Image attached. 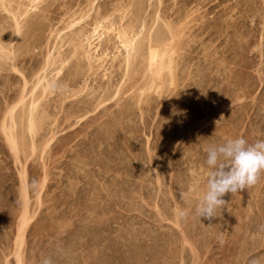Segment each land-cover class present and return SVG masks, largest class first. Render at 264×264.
<instances>
[{
	"label": "rangeland",
	"instance_id": "rangeland-1",
	"mask_svg": "<svg viewBox=\"0 0 264 264\" xmlns=\"http://www.w3.org/2000/svg\"><path fill=\"white\" fill-rule=\"evenodd\" d=\"M16 1L10 11L34 5ZM0 6V41L12 42L19 69L0 68V264H18L19 251L22 264H264V172L221 197L216 217L194 211L212 171L206 149L264 140V0H42L20 17V36ZM99 20L107 28L94 33ZM132 25L141 40L127 63L116 33ZM168 27L175 84L166 73L163 90L140 96L147 44L173 37ZM49 50L50 91L31 96ZM25 81L39 130L29 134L19 105L18 157L2 126Z\"/></svg>",
	"mask_w": 264,
	"mask_h": 264
},
{
	"label": "bare ground",
	"instance_id": "bare-ground-1",
	"mask_svg": "<svg viewBox=\"0 0 264 264\" xmlns=\"http://www.w3.org/2000/svg\"><path fill=\"white\" fill-rule=\"evenodd\" d=\"M6 1V0H5ZM15 0H7L6 1V3L7 4H5V2H4V0H2L1 1V4H2V6H3V9L4 10H7V11H9L11 14L13 13V17H14V19H15V35L16 36H20V34H21V28H22V24H21V22H20V17H24V16H27L28 15V13H29V11H30V9H37L38 8V5H39V3H40V1L42 2V0H31L32 2L31 3H33L34 5L35 4H37V5H33V6H31L30 5V9H29V6H26L25 5V7L23 8V9H21V7L20 6H17V8L19 9H17V8H14V10H9L10 8H8L7 6L8 5H10V7H11V4H13V2H14ZM18 1V0H17ZM16 1V2H17ZM22 1V0H21ZM20 1H18V3H19ZM24 2V1H23ZM90 2H94V1H90ZM25 3V2H24ZM30 3V4H31ZM0 4V5H1ZM17 4V3H16ZM21 4V3H20ZM19 4V5H20ZM23 4V3H22ZM141 4H142V1H141ZM14 5V4H13ZM24 5V4H23ZM91 7H92V5L91 4H89ZM138 6V5H137ZM1 7V6H0ZM137 8H139V9H141L140 7H137ZM30 15V14H29ZM28 15V16H29ZM39 15V14H38ZM34 16V15H33ZM137 19V18H136ZM79 22V21H78ZM136 22H137V20H136ZM34 24V23H33ZM77 24V22H76V20L74 21L73 20V22H71V24L69 25V26H74V25H76ZM104 23H103V21H101V20H99V21H97L96 22V26L94 27V33H96L97 31H98V29H100V28H102V29H105V28H107L105 25H103ZM133 24H135V23H133ZM137 24V23H136ZM105 26V27H104ZM133 26L134 25H132V26H130V27H123V28H120L119 30L117 29V37L119 38V40H120V42H121V44H122V46H124L125 47V50H126V54L128 55H126L127 56V58H126V62L127 63H129L130 62V60H129V58H131V52L133 53V52H135V50H136V48H138L139 46H138V44H139V38H140V34H136L135 33V31L134 30H136V29H133ZM136 26V25H135ZM134 26V27H135ZM121 27V26H120ZM137 27V26H136ZM2 28V27H1ZM3 29V28H2ZM108 30H110L109 28H108ZM168 30H170L171 31V33L173 32L171 29H170V27H168ZM134 31V32H133ZM100 32V31H99ZM98 32V33H99ZM132 32L134 33V34H132ZM140 32V31H139ZM139 32H137V33H139ZM2 33V32H1ZM158 33V32H157ZM171 33H169V34H171ZM149 34H150V32H149ZM173 34V33H172ZM102 35H103V33L102 34H99L98 35V38H101L102 37ZM166 35V34H165ZM174 35H175V33L173 34V37L172 36H170V37H167L166 38V36H161V35H159V37L157 38L156 36V38L157 39H152V38H154V37H151V39H152V41H151V39H150V42L147 44V53H146V55H145V52L143 51V48H139L137 51V55H138V53L140 52V51H143L142 53H144L143 55H145L146 57H145V60L144 61H146V69H147V71L149 72V74H148V76H149V82L148 83H146L147 85H146V87L144 86V87H140V91H141V94H140V96L143 94V93H145V88H147L148 90H151L152 88L155 90V89H160L161 88V90H163L162 89V85L163 86H165V84L167 83H164V76L166 75V73L168 74V76H169V79H170V84H175V73H176V71L174 70V68H175V62L177 61V60H174V54H177V48H176V46H173L174 44H175V40H177V39H174ZM176 36V35H175ZM139 37V38H138ZM172 37V38H171ZM11 38V37H10ZM147 39V38H146ZM1 40V39H0ZM5 40V39H4ZM4 40H2V42L0 41V68H2L3 66H4V64H6L7 63V65H8V63H9V66H10V68L9 69H12V70H14V71H19V69H18V67H17V65H16V52L14 51V49H13V46H12V42L10 41V40H8V41H4ZM11 40H12V38H11ZM140 40H141V38H140ZM180 40V39H179ZM138 41V42H137ZM148 41H149V38H148ZM179 42V41H178ZM140 43H141V41H140ZM174 43V44H173ZM177 43V42H176ZM178 44V43H177ZM140 45V44H139ZM142 45V44H141ZM138 46V47H137ZM178 46V45H177ZM142 47V46H141ZM180 47V46H179ZM145 49V48H144ZM179 50H180V48H179ZM128 52V53H127ZM181 53V52H180ZM179 54V53H178ZM89 55V54H88ZM137 55H135V56H137ZM140 55V54H139ZM51 56H52V52L49 50V53H48V55H47V59H46V61H45V63H44V66H43V68H42V72H40V73H38V75H37V79H36V82H35V84H34V87L32 88V90L31 91H29L28 93H30L31 94V96L32 95H34L35 94V92H36V90H37V88H39V86H41L42 87V90L46 93V91L48 90V91H50L49 90V88H51V79L50 78H48V74H47V71H48V67H50V65L52 64H54L55 62H53L54 60H50V59H52L51 58ZM132 56H133V54H132ZM134 56V57H135ZM176 59V58H175ZM132 60V59H131ZM125 62V63H126ZM143 63H145V62H143ZM177 63V62H176ZM55 65V64H54ZM128 66H129V64H128ZM58 67V66H57ZM55 68V67H54ZM58 70V74L60 73V71H61V69H59V68H57ZM55 70V69H54ZM146 75H147V73H146ZM166 77V76H165ZM147 78V77H146ZM167 80V79H166ZM165 80V81H166ZM147 81V80H146ZM177 81V80H176ZM27 84H28V82L27 81H25V84H24V87H23V89H22V91H21V93H20V95H19V97H18V100L13 104V105H11V106H8V108H7V111H6V113H5V116H4V121H3V126H2V130L4 131V134H5V138H6V140H7V142L9 143V146H10V148H11V150L12 151H14L15 152V154L18 156V153H20V143H19V140H18V138L19 137H17L16 136V133H15V127H16V123H17V114H16V109L19 107V105H26L27 107L25 108V109H27V113L26 112H23L24 114H21V115H23V117H21V118H24L26 121H27V126H26V128H27V130H28V132H29V134H31V136H34L35 135V133L36 132H38V130H39V123H37V117H36V111H37V108L39 109V106H38V104H39V101H38V99H33V100H31L30 101V103H29V100H28V103H26V97L29 95L28 93H26V87H27ZM146 89V90H147ZM160 90V91H161ZM159 91V90H158ZM156 92H157V90H156ZM44 93V94H45ZM49 93V92H48ZM145 95V94H144ZM38 98V97H37ZM105 101V100H104ZM104 101H102V102H100L101 104L104 102ZM94 103V102H93ZM28 104V105H27ZM99 106H100V104H99ZM23 107V106H22ZM21 112V113H22ZM19 116V115H18ZM26 117V118H25ZM6 120H8V123L6 124L5 123V121ZM20 121V120H19ZM23 122V121H22ZM38 122H41V121H38ZM38 125V126H37ZM37 134V133H36ZM23 137V136H22ZM54 137V136H53ZM24 140H25V137H24ZM23 140V141H24ZM33 140V139H32ZM22 141V142H23ZM33 142V141H32ZM23 144H24V142H23ZM26 145V144H25ZM34 145V144H33ZM23 147H24V145H23ZM22 147V149H24ZM27 147V146H26ZM35 148V147H34ZM34 148H33V150H34ZM23 151V150H22ZM19 157V156H18ZM17 157V158H18ZM25 174V173H24ZM22 175L21 177H22V192H23V200H24V209H23V214H22V218H21V224H20V226H19V233H18V241H19V244H22V242H24L25 240H24V235H25V231H26V229H27V225H28V223H29V213H28V205H29V203H28V193H27V191H26V176L25 175ZM179 207V206H178ZM31 220V219H30ZM24 240V241H23ZM22 245H20V247H21ZM16 253V252H15ZM23 252H21V254H22ZM16 256H18V264H22L23 263V260L21 259V256H23V255H20V251L18 252V254L16 253ZM23 258V257H22Z\"/></svg>",
	"mask_w": 264,
	"mask_h": 264
},
{
	"label": "clouds",
	"instance_id": "clouds-1",
	"mask_svg": "<svg viewBox=\"0 0 264 264\" xmlns=\"http://www.w3.org/2000/svg\"><path fill=\"white\" fill-rule=\"evenodd\" d=\"M62 87L53 84L54 90H60ZM206 152V164L212 171L208 175L207 190L194 211L200 218L211 219L217 216L218 209L225 207L226 201L221 197L226 193L236 194L259 181L261 173L264 172V140L249 143L242 137L228 139L222 144L209 146ZM180 199H186L183 191H180ZM176 215L180 219H186L189 211L177 208ZM42 264H55V262L52 257H45ZM252 264H261V262L257 260Z\"/></svg>",
	"mask_w": 264,
	"mask_h": 264
}]
</instances>
